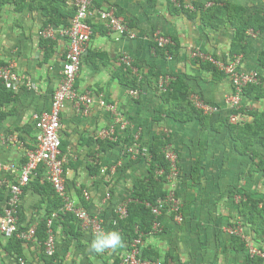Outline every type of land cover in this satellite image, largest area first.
<instances>
[{"label":"crops","instance_id":"1","mask_svg":"<svg viewBox=\"0 0 264 264\" xmlns=\"http://www.w3.org/2000/svg\"><path fill=\"white\" fill-rule=\"evenodd\" d=\"M59 1L69 8L72 7L70 0ZM162 1L166 2V8L170 14L186 16L172 12L167 0H158L156 5H150L148 0H96L95 2V6L100 9L111 7L117 9L118 15L137 31L138 37L128 40L125 36L110 32L103 23H94L98 30L94 33L90 49L105 53L107 59L94 58L91 61L85 59L83 61L81 73H79L81 75H78L77 89L82 93L90 92L96 98L87 114L80 111L75 102H67L62 113V152L66 159L67 186L70 195L78 206L85 208L91 216H97L101 220L104 225L103 230H118L123 237V246L115 251L94 253L89 247L94 234L93 230L84 228L74 216L73 221L58 217L54 221L57 264H116L117 261H121L120 264H122V256L130 249L133 239L124 230L115 228L112 221L120 204L126 201L137 180L148 175L149 163L144 159L131 164L130 161L136 155L131 157L122 153V145L129 142L131 137H128L129 139L120 137L122 142L118 146H111L113 142L103 138L106 137L102 135L103 131H106V128L109 130L110 126L112 128L118 119L112 117L107 107L98 103L97 99L104 97L92 87L94 84L92 76L99 69L111 66V63L116 62L118 67L121 55L128 54L141 58L147 51L152 50L150 47L152 38L148 41L147 36H152L155 32L177 38L180 43V54L183 44L181 37L176 33L174 24L164 23L158 15L153 14ZM33 4L34 9L31 8L30 0H26L24 9L18 12L15 4L8 3L0 12V18L9 19L6 13L10 10L14 11L21 19L20 28L25 31L18 34L13 32L6 38L4 36L0 42V61L13 66L18 74L31 78L38 88L33 91L27 87L22 89V86H18L13 90L17 99L4 107V110L11 114L0 123V217L4 213L10 183L19 178L20 167L26 161L28 152L36 147V131L32 116L36 111L51 108L54 92L60 84L61 73L60 77L57 71H55L56 75H51L54 62L61 61L63 65L68 51L66 39L54 40L55 53L49 60H45V50L40 45L43 38L40 32L46 28L47 18L39 5L35 2ZM28 15H33L35 20L29 19ZM197 19L200 20L199 17ZM189 20L192 21V19ZM200 23L205 26L201 20ZM31 32L33 39H30L28 43L26 34ZM232 39L229 44V55ZM31 51H39L43 56L42 60L36 56L31 58ZM161 60V63L157 61L153 63V66L168 73L163 70V67L167 66L163 56ZM103 61H108L107 66ZM193 66L198 68L199 73L203 71L210 74L212 82H208V86L200 82H190L189 78L180 71L171 73L182 75L191 89L196 87L200 89L206 102L212 105L222 104L225 97L232 93V85L227 76L216 81L210 72L201 69L195 62ZM260 72L264 74V71ZM200 75L203 76L201 73ZM113 81L123 86L117 80ZM152 93V87H149L148 93L145 88L140 95V104L135 101L136 106L132 108L138 113L147 111L148 95ZM112 96L118 98L119 94L114 93ZM161 105L162 100L157 103L155 115L158 114L157 109ZM196 121L198 120L190 123ZM198 123L201 126L199 121ZM10 134L13 136H9ZM143 140L148 145L146 155H149L154 137H143ZM172 145L179 152L181 169L189 180V185L179 182L177 187L182 201L184 220L178 223L173 215L165 213L161 217L162 229L145 234L144 246L158 253L156 261L161 264H249L248 244L244 250H237L233 240L235 234L229 233L228 230V227H231L236 231L233 228V222H239L242 218L247 220L248 217L241 214L239 204L230 200L226 192L231 185L238 186L241 182L242 160L245 164L249 162L252 168L251 157L238 154L231 137H173ZM144 149L146 150V147ZM261 153L264 157V151ZM195 166H200L198 182L192 178V170ZM41 176L33 178L22 195L20 206L22 228L41 225L44 219L49 218L62 206L59 205L62 201L54 192H51ZM84 192L89 193V199L84 197ZM216 195H219V198ZM246 223L253 234L254 243L264 249V237L256 234L252 226L247 221ZM240 236L242 241L248 243L243 235ZM17 241L0 233V264H20V259H23L25 264H46L44 247L38 236L29 241H21L19 247L16 245Z\"/></svg>","mask_w":264,"mask_h":264},{"label":"trees","instance_id":"2","mask_svg":"<svg viewBox=\"0 0 264 264\" xmlns=\"http://www.w3.org/2000/svg\"><path fill=\"white\" fill-rule=\"evenodd\" d=\"M26 0H0V12L5 4H15L16 11L20 12L25 7ZM169 8L174 13L185 14L189 19L200 18L201 22L214 30H220L228 24L234 29V36L230 47V57L245 59L249 52V45L247 42L248 35L253 32L255 34L264 33V10L255 8L249 10L242 3H235L229 0H210L208 3L193 4L192 7L188 6L185 0H167ZM31 8L34 9V2L39 5L43 15L47 18L45 26L50 24L56 26H68L71 19L75 15V9L67 7L59 0H30ZM96 2V0H95ZM150 5H156L158 0H148ZM98 6V3L96 4ZM94 32L98 30L96 24H93ZM102 32V31H101ZM171 37V36H170ZM173 39L174 45H168L165 48L159 47L154 40L150 41V47L166 58H176L179 54L180 43L175 37ZM40 45L44 48L45 60H49L55 53V41L48 38H41ZM123 55H121V58ZM100 58L107 59L105 53L94 52L88 50L85 60H93ZM259 63L264 67V50L259 54ZM122 60V59H121ZM107 66L108 61H103ZM4 63V62H2ZM195 63L201 69L208 71L212 74L213 79L220 81L227 76L226 71L217 63L211 60H204L198 58ZM133 66L135 63L131 61L130 64L120 62V65L114 70L112 80H117L119 84L136 91L139 98L136 100L140 104V95L146 88L156 87L152 83L151 78L155 77L158 81V87L162 78L169 77L170 80L161 93L162 105L158 107V114L153 117L154 122H161L165 117H169L181 123H190L198 120L201 126L205 129L213 130L217 133L223 132L226 128L229 136L235 142V150L240 155H249L253 161L256 172H261L264 176V157L261 151H264V110H249L244 107L233 111L235 114L246 115L252 117V121H244L232 123L231 121L224 123L221 120L210 122V115L206 114L202 109L198 108L192 100V89L187 84L185 78L179 73H164L156 66H151L147 71H142L137 74ZM264 81V77H261ZM243 94L247 99L260 101L264 99V85L263 84H248L243 88ZM17 95L13 90H8L0 82V123L5 120L11 113L4 110L7 103L15 101ZM116 141H112L111 146H118L121 144L122 139L118 136ZM154 140L149 149V155H146L144 147H138V153L131 164L140 162L146 159L149 163L148 175L140 178L134 184L130 195L126 199L127 215L123 218L116 213L114 219L116 224L112 223L115 228H120L129 234L131 239L139 236L144 238L145 234L153 230V225L156 216L153 214L151 206H155L159 199L165 198L169 190L166 188L169 183V176L171 174V163L167 159L165 149L172 146L173 136L166 135L163 132L156 133ZM110 141V140H109ZM40 175V174H39ZM192 178L195 182L200 180V166L193 167ZM45 184L54 192L51 185L47 182ZM41 191V189H39ZM55 193V192H54ZM56 195V194H55ZM58 198V197H57ZM62 205V202L59 204ZM58 205V206H59ZM240 212L242 215L247 216V222L252 226V230L264 237V199H255L249 193H245L244 199L239 203ZM60 217L66 220L73 221V215L70 213L60 214ZM47 219L41 223L37 228V236L42 240V244L47 238ZM161 219V218H160ZM113 222V221H112ZM16 239V238H12ZM18 240V239H17ZM234 246L237 250H244L247 247V242L242 241V237L238 234L233 235ZM21 240H18L16 245L19 247ZM46 255V254H45ZM57 254L54 258H56ZM143 257L149 260H158V253L154 252L151 248L144 246ZM46 264H52L54 258L46 255ZM117 261L116 264H120ZM264 260L258 257L249 255V264H262Z\"/></svg>","mask_w":264,"mask_h":264},{"label":"built area","instance_id":"3","mask_svg":"<svg viewBox=\"0 0 264 264\" xmlns=\"http://www.w3.org/2000/svg\"><path fill=\"white\" fill-rule=\"evenodd\" d=\"M72 8L75 9V15L71 19L68 26L49 25L44 28L40 34L44 38L59 40L66 39L68 41V51L66 52L61 70V81L54 92L52 105L50 109L36 111L33 116V126L36 131V147L30 150L27 154L26 161L20 167V176L12 181L9 185V193L5 203L4 213L0 217V233L7 238H16L21 241H29L37 237V225H32L30 228H22L20 225V206L22 195L28 187L32 179L41 176L44 182L51 185L56 196L62 201V206L56 210L47 219V238L43 242L44 252L54 258L57 253V239L54 230V221L60 217V214H72L84 228H90L93 232L103 230L101 220L97 216H91L90 213L83 207L78 206L68 191L67 186V169L66 159L62 152V113L67 102H75L80 111L89 113L91 106L95 102V96L90 93H82L77 89L78 75L81 71L83 61L88 50L91 47L95 22L103 23L110 32H116L130 39L138 37L135 31L127 22H125L117 13L114 7L108 9H100L95 6V0H70ZM152 40L161 48L168 45H174L173 39L164 35L161 32H155L151 37ZM171 58V57H170ZM204 59L202 57H199ZM211 60L217 63L214 59ZM238 64L241 62V57L235 58ZM124 63L130 64L131 60L128 54L122 57ZM218 64V63H217ZM219 65V64H218ZM220 66V65H219ZM221 67V66H220ZM228 75L232 76L234 89L231 93V98L228 102L233 110L231 111V122H240V114H235L233 111L241 108L242 98H246L243 94V88L248 84H263L261 77L256 72L239 71L237 67L223 68ZM170 78H162L160 81V89L164 90ZM0 82L8 89L15 90L18 86H26L27 89L36 91V83L29 77L18 74L14 67L2 63L0 61ZM132 94H138L136 91H131ZM200 102L194 100V104L209 115L210 111H217L218 108L200 99ZM101 106L107 107L111 113H116L117 108L113 104H107L104 98L97 99ZM115 131L111 128L103 131L102 135L106 136L111 141L118 139L114 137ZM167 159L171 163V174L169 182L174 177L179 175V155L173 151L172 146L165 149ZM40 174V175H39ZM40 178V177H39ZM110 198V194L107 195ZM86 199L90 198L88 192H84ZM156 220L153 225L154 231L162 229L161 217L165 213L173 215L174 219L181 223L184 220L182 214V205L177 198L176 193L169 190L165 198L159 199L155 206L148 204ZM117 214L120 218L127 215V204L123 202L117 209ZM116 224V220H113ZM233 234H239L237 231L231 230ZM143 238L139 236L133 239L130 243L129 251L122 256V264H161L158 261L149 260L143 257ZM249 255L252 257L262 258L264 260V251L256 248L249 250ZM20 264H25L23 259H20ZM52 264H57L56 258ZM264 264V262L262 263Z\"/></svg>","mask_w":264,"mask_h":264},{"label":"rangeland","instance_id":"4","mask_svg":"<svg viewBox=\"0 0 264 264\" xmlns=\"http://www.w3.org/2000/svg\"><path fill=\"white\" fill-rule=\"evenodd\" d=\"M209 0H187L186 3L188 6L192 7L195 3H206ZM237 3H242L246 7L252 11L255 8H261L264 10V0H229ZM157 11L153 13L154 15H158L164 23L174 24L177 35H179L182 39V50L178 57L176 58H165L166 67H163V70L171 73L180 71L184 73L189 81L192 83H203V85L208 86V82H212L210 74L201 71L200 75L198 72V68L193 66V63L199 57L204 59H214L222 68L228 67H237L239 71L244 72H256L260 76L264 77V74L260 71H264V68L258 62V54L261 50H264V33L263 34H255L251 32L247 37V42L249 44V55L247 58L242 59L240 64L235 58H231L229 51V44L234 35L233 28L228 24L220 30H214L208 27L203 26L200 23L199 19L189 20L184 15H175L170 14L166 8V2L162 1L161 4L157 7ZM6 15L7 18H0V42L9 34L13 32L18 34L20 32H25L20 28L21 19L18 18V15L10 10ZM28 18L32 21L35 20L33 15H28ZM127 19V18H126ZM130 21V20H129ZM31 31V30H30ZM153 36V34H152ZM152 36H147L148 41ZM30 39H33L32 32L26 34V40L30 43ZM128 40H132L127 38ZM31 58L35 56L42 60L43 56L38 51H31ZM130 60L135 63L136 66H133L134 71L137 74H140L142 71H147L153 63L159 61L161 63V57L154 50L147 51L141 58H135L129 56ZM157 57V59H156ZM121 56L119 57V62H121ZM112 65L109 67H104L99 69L93 76L92 84L94 89L104 97L107 104H113L117 108L116 113H112L113 118H117L115 125L112 126V129L115 131L114 137L116 135L120 137H127L129 142H126L122 145L121 151L123 154L127 156L133 157L138 153V147H146L144 149L145 153H148V145L143 140V137H153L156 133L163 132L166 135H172L173 137H230L227 129L222 133L214 132L210 129L202 128L198 121L182 124L174 121L169 117H165L161 122H154L153 117L155 116L157 103L161 101V93L159 91L158 81H156L155 77H152V83L155 84L156 87H152V94L148 95V109L147 111H141L138 113L132 108V106H136V100L139 98V94H132L131 89L127 87H123L118 85L115 81L111 79L112 73L114 69L117 67V63H111ZM53 68L51 70V75H56L58 73L60 77L62 62L55 61ZM157 69V67H156ZM81 73V72H80ZM81 74H79L80 76ZM79 78V77H78ZM228 80L231 82L232 91L234 89L233 79L231 75L227 74ZM200 79L201 81H199ZM79 80V79H78ZM78 84V83H77ZM201 87V85H200ZM22 89H26V86H22ZM147 93L149 91V86H146ZM192 97L194 100L200 102L198 98H203L202 91L197 87L192 89ZM26 94H29L25 91ZM118 93V98H113V94ZM112 96V97H111ZM147 97V94H146ZM158 98V99H157ZM231 98V93L225 97V100L222 104L214 103L213 105L218 108L217 111H210V121L213 122L217 119L223 121L224 123L231 121V111L233 110L231 104L228 102ZM160 99V100H159ZM205 100V99H204ZM241 106L249 109V110H264V99L260 101H250L247 98H242ZM9 109V105L7 107ZM225 109V110H224ZM251 117L246 115H241L240 122L250 121ZM111 128V126H110ZM109 128V129H110ZM106 128L105 130H107ZM13 134V132L11 133ZM9 136H13V135ZM129 137V138H128ZM173 151H175L178 155L179 152L172 145ZM244 159V158H240ZM242 172H241V182L238 186L231 185L229 190L226 192V196L239 204L242 199L245 197V193H249L254 198H264V176L261 172H255L253 169L255 165L252 164V168L250 164H245L242 160L241 162ZM179 175L174 177L172 181L167 184V188L176 193L177 198L180 200L181 205L182 201L178 195L177 187L179 182L184 185H189V180L184 175V172L180 166L179 160ZM129 184V183H128ZM131 184V181H130ZM129 187V186H127ZM219 198V195H216ZM123 202L120 204V206ZM247 220L244 218L240 219L239 222H233V228L243 235L245 239L248 241V251L253 247L258 250L264 251L262 247L254 243L253 234L250 228L247 226ZM102 223V222H101ZM103 225V224H102ZM104 227V225H103ZM229 233L232 230L231 227H228Z\"/></svg>","mask_w":264,"mask_h":264},{"label":"clouds","instance_id":"5","mask_svg":"<svg viewBox=\"0 0 264 264\" xmlns=\"http://www.w3.org/2000/svg\"><path fill=\"white\" fill-rule=\"evenodd\" d=\"M123 246V237L118 230H100L94 232L89 247L94 253L102 254L107 250H118Z\"/></svg>","mask_w":264,"mask_h":264}]
</instances>
